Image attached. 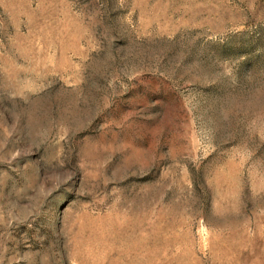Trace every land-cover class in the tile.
Segmentation results:
<instances>
[{
	"label": "rangeland",
	"instance_id": "1",
	"mask_svg": "<svg viewBox=\"0 0 264 264\" xmlns=\"http://www.w3.org/2000/svg\"><path fill=\"white\" fill-rule=\"evenodd\" d=\"M0 264H264V0H0Z\"/></svg>",
	"mask_w": 264,
	"mask_h": 264
}]
</instances>
